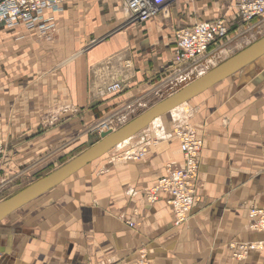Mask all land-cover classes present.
I'll use <instances>...</instances> for the list:
<instances>
[{"label":"crops","instance_id":"crops-1","mask_svg":"<svg viewBox=\"0 0 264 264\" xmlns=\"http://www.w3.org/2000/svg\"><path fill=\"white\" fill-rule=\"evenodd\" d=\"M171 4L167 15L85 47L76 42L81 34L123 20L122 0H71L56 15L52 41L20 27L0 29L2 193L9 185L40 180L42 172L55 171L85 144L96 143L101 132L95 130L107 117L146 106L174 77L176 29L218 17L229 26L227 38L198 61L192 80L264 32L263 19L240 22L236 0ZM75 23L78 31L72 32ZM114 81L123 89L108 93ZM168 114L171 122L154 121L113 149L126 154L143 148L140 161L122 159L124 154L116 160L111 151L102 174H92L100 163L85 170L98 159L16 210L26 211L13 223L2 220L0 264H264V247L237 259L230 246L264 245V233L248 228V210L264 209V55ZM185 125L204 145L195 205L177 226L166 196L148 204L145 192L167 165L183 164L173 129Z\"/></svg>","mask_w":264,"mask_h":264},{"label":"built area","instance_id":"built-area-1","mask_svg":"<svg viewBox=\"0 0 264 264\" xmlns=\"http://www.w3.org/2000/svg\"><path fill=\"white\" fill-rule=\"evenodd\" d=\"M71 0H0V29L14 30L23 28L36 37L52 41L57 33L56 15L64 11ZM174 0H122L126 14L133 23H143L151 20L156 11L168 7ZM236 15L240 22L252 23L264 20V0H236ZM264 22V21H263ZM229 26L225 17H218L212 22L198 21L190 27L174 31L173 69L174 77L166 84L179 85L193 81L196 65L203 59L210 48L217 42L225 40ZM199 75V74H198ZM120 82H112L107 87L108 93L122 91ZM120 117L112 114L97 127L100 130H111L114 121ZM173 137L179 145L183 164L181 166L167 165L163 177L156 184L147 188L145 199L148 204L158 202L161 195L166 196V203L171 208L174 224L180 226L188 221V214L195 205V181L198 176L199 156L203 148V137L190 126L173 129ZM101 132V131H100ZM144 149L124 154L122 159L140 161ZM249 230L264 233V209L250 208L248 210ZM134 226L133 222L128 223ZM233 256L244 258L250 251H262L261 243L232 244Z\"/></svg>","mask_w":264,"mask_h":264},{"label":"water","instance_id":"water-1","mask_svg":"<svg viewBox=\"0 0 264 264\" xmlns=\"http://www.w3.org/2000/svg\"><path fill=\"white\" fill-rule=\"evenodd\" d=\"M263 55L264 36L258 39L256 43L213 67V69L199 78L185 84L178 91L158 100L155 104L134 116L127 124L113 131H101L98 142L91 145L84 152L71 158L67 163L43 176L40 180L16 192L8 199L0 201V222L16 210L27 205L30 201L69 179L71 175L82 170L88 164L113 151L118 145L141 133L143 129L151 125L157 118L163 117L171 110L185 105L190 99L213 88L215 84L241 71L243 67L257 61Z\"/></svg>","mask_w":264,"mask_h":264},{"label":"rangeland","instance_id":"rangeland-1","mask_svg":"<svg viewBox=\"0 0 264 264\" xmlns=\"http://www.w3.org/2000/svg\"><path fill=\"white\" fill-rule=\"evenodd\" d=\"M101 7H100V10L99 11H103L102 13L103 14H105L106 12H105V10H104V8L102 7V5H100ZM173 6V4H170V5H168V7H166V8H162V9H159V10H157L156 11V15H154V17H157V16H162V15H167L168 14V12L170 11V9H171V7ZM153 17V18H154ZM152 18V19H153ZM151 19V20H152ZM77 22V21H76ZM148 22V21H147ZM143 23H145V22H143ZM143 23H133V22H131L130 20H129V16L127 15V14H125L124 15V18H123V20H121L120 22H113V21H110L108 24H107V26H106V28L108 29V30H106V31H97V32H95V34H91V35H89V36H86L85 37V35L86 34H81L80 35V37H78L77 38V45L78 46H82V45H84V47L85 46H87V45H94V44H96V42H100V41H103V40H105V39H108V38H110V36H112L113 34H115V33H117V32H119V31H123L124 29H126V28H129V27H133V26H135V27H139V25H141V24H143ZM74 25H77L76 23L75 24H73V25H71L70 26V28H71V30H72V32L75 30V31H78L77 30V28H75V26ZM177 30V29H176ZM57 31V30H56ZM57 33H58V31H57ZM57 33H56V35H55V37H54V39L56 38V36H57ZM264 36V32H262L261 34H259V35H257L255 38H254V41H256L257 39H259L260 37H263ZM254 41H251V42H254ZM175 46V45H174ZM174 51V47H173V50H172V52ZM223 60L224 59H218V60H216V62H214V65H213V67H215V66H217V65H219V64H221V63H223ZM226 60V59H225ZM213 67H209L208 69L209 70H211V69H213ZM209 70H207V71H209ZM198 76V75H197ZM191 82V81H190ZM184 83H189V82H184ZM184 83H182V84H179V85H173V84H164L163 86H161L162 88L161 89H159L157 92H156V94H155V96H154V98L148 103V104H146V106H144V107H141L140 109H136V110H133L132 112H131V114L130 115H125V114H120V113H118V114H115V115H117V117H120V120H116V121H114L113 122V124H112V129L113 130H116V129H118V128H120L121 126H123V125H125V124H127V122L129 121V120H131L134 116H136L137 114H139L141 111H143L144 109H146L147 107H150V105H152V104H155L158 100H160V99H163V98H165V97H167V96H169L170 95V93H173V92H175V91H178L179 89H181V87H184L183 86V84ZM184 106V105H183ZM183 106H180V107H178L179 109H181ZM178 108H176V109H178ZM176 109H174V110H176ZM173 111V110H172ZM170 113H171V111H170ZM171 116L172 115H170V114H165L164 116H163V118H158L152 125H156L157 123H161V121L163 120V122H164V124L166 125L167 123H169V122H171V120H172V118H171ZM152 125H150V126H152ZM185 126H187V125H185ZM184 126V127H185ZM101 130H100V128H98V129H96L95 130V132H96V134H98V132H100ZM103 131H105V130H103ZM100 139V137L98 136V137H96V140H97V142H98V140ZM153 143H155V141L153 140L152 141V144ZM95 144V143H94ZM91 145H93V144H85L81 149H79L78 151H75L74 153H72L71 155H69V158H71V157H75V156H77V155H79V154H81L82 152H84V150H86V149H88ZM119 147H121V146H119ZM114 153V155L115 156H113V158H115L116 160H118V157L120 156V155H122V154H124L125 152H123V151H113ZM110 153V152H109ZM111 155L112 154H106V155H104L103 157H101V158H99V160L96 162V163H93L92 165H90L89 167H87L85 170H89V169H91L93 166L95 167L96 165H98L99 163V168H97V169H93V172H92V174L93 175H99V173L100 174H102L103 172H105V167H106V163L108 162V161H106L108 158H110L111 157ZM69 158H67V160H69ZM65 163H67V162H64V164ZM63 163H58V164H56V166L55 167H59V166H61V165H64ZM55 167H54V169H53V167H52V170H55ZM91 171V170H90ZM89 171V173H91ZM51 172H53V171H44V172H42L38 177H41V176H45V175H47V174H49V173H51ZM35 179H38V178H35ZM34 181H36V180H26V182H24L20 187H18V186H14V184H12V185H9V186H7V187H4L2 190H4L3 191V193H2V191H0V201H3V200H5V199H8L9 197H11L13 194H15L16 192H18V191H20V190H22V189H24L25 187H26V185H30V183L32 184ZM14 186V187H13ZM43 195V194H42ZM37 199V198H36ZM35 200V199H34ZM33 201V200H32ZM31 202V201H30ZM27 209V208H26ZM24 211H26V210H20V211H18V212H15L14 214H12L11 216H9V217H7L6 219H3V222H9V223H13V220H15L16 218V216H18V215H20L21 213H23Z\"/></svg>","mask_w":264,"mask_h":264},{"label":"bare ground","instance_id":"bare-ground-1","mask_svg":"<svg viewBox=\"0 0 264 264\" xmlns=\"http://www.w3.org/2000/svg\"><path fill=\"white\" fill-rule=\"evenodd\" d=\"M182 106H183V105H182ZM173 110H174V109H173ZM171 111H172V110H171ZM169 113H170V112H169ZM160 118H161V117H160ZM157 119H158V118H157ZM155 121H156V120H155ZM128 140H129V139H128ZM128 140H127V141H128ZM127 141H126V142H127ZM126 142H124V143H126ZM124 143H122V144H124ZM122 144H120V145H122ZM120 145H118V146H120Z\"/></svg>","mask_w":264,"mask_h":264}]
</instances>
